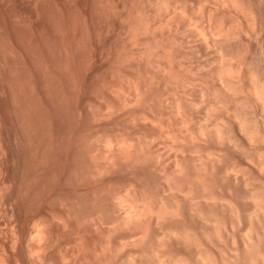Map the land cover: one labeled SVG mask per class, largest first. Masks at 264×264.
Listing matches in <instances>:
<instances>
[{
  "label": "bare ground",
  "instance_id": "obj_1",
  "mask_svg": "<svg viewBox=\"0 0 264 264\" xmlns=\"http://www.w3.org/2000/svg\"><path fill=\"white\" fill-rule=\"evenodd\" d=\"M176 1L155 0L167 17L142 20L134 29L155 39L140 44L143 58L160 46L164 51L147 69L149 84L131 82V92L120 96L123 108L112 104L98 111L108 119L123 110L148 133L137 136L142 139L118 131L97 138L89 160L77 169L92 180L135 172L142 183H129L98 209L71 210L74 220L66 219L94 241L93 264H264V1L198 2V20L188 15L184 21L199 58L186 67L192 80L171 64L178 44V30L170 26L180 12ZM146 148L153 175L139 166L138 154ZM48 224H35L28 233L27 264L45 261L52 237Z\"/></svg>",
  "mask_w": 264,
  "mask_h": 264
},
{
  "label": "rangeland",
  "instance_id": "obj_2",
  "mask_svg": "<svg viewBox=\"0 0 264 264\" xmlns=\"http://www.w3.org/2000/svg\"><path fill=\"white\" fill-rule=\"evenodd\" d=\"M154 2L0 0V264H27L31 243L26 238L40 223L53 225L48 224L51 249L47 247L42 264H93L94 241L78 230L75 221L67 220L71 210L84 214L93 206L98 209L129 183H142L139 175L127 171L87 179L79 175L78 164L89 160L91 143L97 138L114 137L118 131L140 139L138 135L148 133L134 126L123 110L124 114L119 109L108 119L98 111L105 105L113 104L116 110L122 107L120 96L129 94L131 82V86L139 82L145 88L147 69L164 55L160 46V52L146 53L143 58L140 44L144 40L154 44L155 39L134 31L143 21L164 18L166 14ZM198 2H174L181 17L175 15L170 23L179 34L170 63L189 80L194 76L186 67L199 58L184 21L198 20ZM143 152L138 154L139 166L153 175L149 150ZM82 169L88 172L89 168ZM76 234L83 236V240L79 237L81 244Z\"/></svg>",
  "mask_w": 264,
  "mask_h": 264
}]
</instances>
